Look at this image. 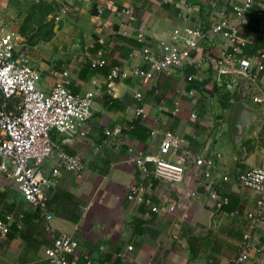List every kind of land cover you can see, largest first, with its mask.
Listing matches in <instances>:
<instances>
[{"label":"crops","instance_id":"0c3cea01","mask_svg":"<svg viewBox=\"0 0 264 264\" xmlns=\"http://www.w3.org/2000/svg\"><path fill=\"white\" fill-rule=\"evenodd\" d=\"M241 2L0 0V22L19 35L18 50L37 71L43 92L59 79L74 93L94 91L82 129L71 136L50 130L55 149L41 165L44 175L57 165L46 211L55 236L66 233L76 240L77 264H264V206L258 210L257 193L237 180L264 160V106L251 101L257 96L264 102V69L252 65L249 77L235 74L231 63L223 62L225 39L204 36L180 66L105 88L110 68L145 67L141 49L157 55L166 32L205 31L221 18L236 22L231 6ZM261 3L252 0L239 20L238 36L245 41L241 54L250 59L264 50ZM60 5L66 13L55 20ZM126 5L134 9L133 21L122 19ZM138 32L142 42L136 40ZM94 59L104 64L92 68ZM236 100L260 112L239 145L228 127ZM137 107L143 108L144 118L135 114ZM150 128L181 137L180 151L190 157L211 158L210 184L203 176L205 165L193 170L189 163L177 183L141 173L136 159L155 152L160 140L159 134H148ZM58 151L80 160L79 177L59 166ZM8 171H0V219L8 225L0 239V264H49L44 249L51 240L43 218L19 196ZM219 172L227 179L221 180ZM131 185L140 188L144 201L126 199ZM210 190L226 198L219 208ZM258 211L259 219L247 216ZM240 253L245 258L234 262Z\"/></svg>","mask_w":264,"mask_h":264},{"label":"built area","instance_id":"2783aa9c","mask_svg":"<svg viewBox=\"0 0 264 264\" xmlns=\"http://www.w3.org/2000/svg\"><path fill=\"white\" fill-rule=\"evenodd\" d=\"M252 0H242L238 5H232L231 10L237 18L236 22L221 18L209 29L202 31L197 27L179 29L174 28L166 32L158 43V54L149 53L147 48L141 51L145 57V67L136 66L130 69L110 68L106 75V91L114 89L117 80L127 77L149 79L155 72H166L170 67H177L184 63L192 50L197 47V42L204 36H219L225 39L227 49L224 52L223 62L231 64V71L235 74L249 77L252 65L257 70L264 69V50L254 55L251 59L241 54L245 46L238 36L239 20L250 8ZM264 10V3L259 5ZM66 6L60 5L53 19L57 20L66 13ZM122 19L125 22L134 20V9L130 5L121 8ZM167 38V39H166ZM136 40L142 42L141 33H137ZM20 37L9 30L0 22V171H6L7 176L13 181L14 188L28 205L43 218V225L51 244L44 249L45 259L49 264H77L75 249L76 240L66 233L54 235L52 215L46 211L47 192L51 188L54 177L58 174L57 165L52 167L49 175H44L41 165L55 149V144L49 137L50 130L63 133L67 136L83 128L89 117L93 90L83 93H74L64 86L62 79L57 80L49 92L39 88L37 71L28 63L26 57L18 50ZM104 64L103 59L90 60V67ZM222 71H226L222 68ZM65 74V72H62ZM190 77H188L189 79ZM133 97L140 98L138 92ZM251 101L264 106L260 97L252 96ZM135 114L145 117L142 107L135 109ZM194 115L191 114V117ZM118 129L112 132L116 133ZM110 134L105 131V135ZM149 135L159 134L160 140L155 152L144 153L139 156L135 165L144 175L169 183L181 180L186 166L191 163L192 169L205 165L204 178L210 184V171L213 167L211 158L190 157L187 151H180L183 139L170 131H159L150 128ZM59 166L80 176L82 164L73 156L57 152ZM218 174V173H217ZM221 180H226L227 175L219 172ZM239 184L257 193L255 205L264 206V160L259 164L245 170L237 177ZM209 196L219 208L226 202L224 196H219L214 190L209 191ZM127 200L142 202L144 198L138 186H129L125 192ZM153 210L157 208L153 207ZM172 209L168 206L167 210ZM248 217L259 219L256 215L247 213ZM8 231V225L0 219V239ZM247 239V235H244ZM130 246H127L129 249ZM245 258L240 253L234 262H241Z\"/></svg>","mask_w":264,"mask_h":264},{"label":"water","instance_id":"95a60500","mask_svg":"<svg viewBox=\"0 0 264 264\" xmlns=\"http://www.w3.org/2000/svg\"><path fill=\"white\" fill-rule=\"evenodd\" d=\"M259 114L260 112L256 107L250 106L242 100L233 102L230 108L228 127L235 145H239L241 138Z\"/></svg>","mask_w":264,"mask_h":264},{"label":"trees","instance_id":"16d2710c","mask_svg":"<svg viewBox=\"0 0 264 264\" xmlns=\"http://www.w3.org/2000/svg\"><path fill=\"white\" fill-rule=\"evenodd\" d=\"M7 233H8V231H7ZM7 233H6V234H7Z\"/></svg>","mask_w":264,"mask_h":264}]
</instances>
